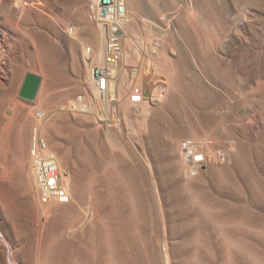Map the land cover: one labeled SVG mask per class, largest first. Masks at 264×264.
<instances>
[{"label": "rangeland", "instance_id": "374dc122", "mask_svg": "<svg viewBox=\"0 0 264 264\" xmlns=\"http://www.w3.org/2000/svg\"><path fill=\"white\" fill-rule=\"evenodd\" d=\"M21 1L15 22L5 0L0 7V40L15 47L17 59L5 61L17 68L9 76L19 88L3 111L0 264H33L39 255L43 264H264V0H128V70L119 63L120 93L110 91L109 101L89 84L100 33L89 0ZM27 72L43 78L33 101L20 96ZM136 88L160 95L143 102L148 113L129 101ZM41 110L42 133L70 179L67 204L39 200L30 144ZM188 139L206 155L191 174L181 155ZM37 208L47 210L40 221Z\"/></svg>", "mask_w": 264, "mask_h": 264}, {"label": "built area", "instance_id": "2783aa9c", "mask_svg": "<svg viewBox=\"0 0 264 264\" xmlns=\"http://www.w3.org/2000/svg\"><path fill=\"white\" fill-rule=\"evenodd\" d=\"M89 2V11L107 35L103 56L100 59L94 57L91 60L89 74L98 90L99 98L107 99L114 79L113 70L118 68L124 57L122 35L127 15V0H89ZM116 28L120 29L122 34L114 33ZM91 50V48L88 49L90 57ZM137 73H139V69L134 68L133 74ZM159 96L153 89L136 88L130 93L129 101L141 104L145 101L158 100ZM81 99L80 97L79 101H82ZM84 106L86 108L87 104ZM41 115L42 111H38L37 116ZM196 156L199 157L196 158ZM30 157L34 163L40 202L42 204L70 203L72 196L69 183L66 182L65 176L60 171L58 155L50 148L48 140L37 123L34 124L31 132ZM195 159L201 162L204 158L202 155L196 154Z\"/></svg>", "mask_w": 264, "mask_h": 264}, {"label": "bare ground", "instance_id": "6f19581e", "mask_svg": "<svg viewBox=\"0 0 264 264\" xmlns=\"http://www.w3.org/2000/svg\"><path fill=\"white\" fill-rule=\"evenodd\" d=\"M4 1V0H3ZM2 0H0V7H1V2H3ZM6 2H5V5L4 4H2V5H4V7L6 8V11H7V13L9 14V15H12L13 17H11V18H13V19H15V20H13V22H15V21H17V15H18V12H19V7H21L22 6V1L21 0H5ZM133 1V0H132ZM129 1L127 0V15H126V19H125V24H123V35H122V43H123V47H124V57H123V59H122V63H123V66H122V70H124V73L128 70V64H127V54L129 53V48H131L132 47V39L131 38H129L128 37V35H127V28H126V22L128 21V20H130L131 18H132V13H131V11H130V8H129V3H128ZM4 7H2V8H4ZM1 8V9H2ZM4 8V9H5ZM17 8V9H16ZM0 9V10H1ZM78 12H79V14H84V6H82V4L81 5H79V7H78ZM6 11H5V13H6ZM78 14V13H77ZM7 15V14H6ZM134 16V15H133ZM9 17V16H8ZM6 21V20H5ZM7 22V21H6ZM5 22V23H6ZM8 25H10V21H9V24ZM15 26V25H14ZM58 26V25H57ZM98 26H100V25H98ZM18 29V28H17ZM72 30H74V28L72 29ZM104 29L102 28L101 29V26H100V33L99 34H94L95 36V40H94V42H95V44H96V49L94 50V52H95V54H94V56L96 57V58H98V59H100V58H102V56H103V45H102V39H104ZM74 32H72V34H73ZM71 34V33H70ZM106 34V33H105ZM6 35H7V33H6ZM73 40H72V42H73V44H75V45H79V47H80V45H82V40H80V37H78L77 35H76V33H74L73 35ZM2 38V34L0 33V39ZM13 38V37H12ZM8 40H10L9 38L7 39V41ZM7 41H5V40H3V41H1L0 40V146L2 145L1 143L3 142V139H2V137H3V135L5 134V130H6V124L4 123V120H3V118H5V114H3V111H4V109H6L7 107H10V106H12L14 103H15V98H16V93L18 92V80H17V77L15 76V77H12V78H10V76H9V73L11 72V71H16V69H13L12 68V65H6V63L8 64V62H6L7 61V58H9L10 59V61L11 60H16L14 57H13V49L15 48V47H13V44L11 43V44H9ZM12 41V40H11ZM10 41V42H11ZM15 42V41H14ZM13 42V43H14ZM26 43V42H25ZM104 43V42H103ZM17 44V43H16ZM15 44V45H16ZM29 44V42H27V45ZM30 45V44H29ZM83 47H84V45H83ZM13 48V49H12ZM44 48V47H43ZM27 50H29L30 51V49H29V47H28V49ZM31 52V56L32 57H37V56H39V49H38V47L37 46H35V48H34V51H30ZM29 52V53H30ZM84 54H87L86 53V50H84ZM52 55V54H51ZM89 55V54H88ZM46 56V55H45ZM85 56V55H84ZM129 56V55H128ZM18 57V56H17ZM43 58H41L40 57V60L38 61V63H39V68L40 69H45L44 68V63H43V61L44 60H42ZM6 60V61H5ZM17 62V61H16ZM16 62H14L15 64H16ZM19 62V61H18ZM17 62V63H18ZM87 62V61H86ZM12 63V62H11ZM16 66V65H15ZM14 66V67H15ZM49 66H51V65H49ZM20 67V66H19ZM119 68V67H118ZM127 69V70H126ZM46 70V69H45ZM49 70V69H48ZM89 69H87V71H88ZM118 70V69H117ZM47 71H45V73H46ZM121 72V71H120ZM44 73V74H45ZM122 73V72H121ZM120 73V74H121ZM133 73V72H132ZM140 73V72H139ZM139 73H137V74H135L136 76L139 74ZM13 74H14V72H13ZM113 74H114V79H113V81H112V85H111V91L112 92H117L118 91V93H120V90H119V88H120V86H119V84H120V82L118 83V80H120L119 78V75L116 73V70L114 69L113 70ZM123 74V73H122ZM14 75H16V74H14ZM134 74H133V77L135 76ZM121 76V75H120ZM123 76V75H122ZM89 78H90V74H89ZM91 79V78H90ZM122 79H123V77H122ZM152 79V78H151ZM150 79V80H151ZM42 80H43V78H42ZM91 82L89 83L90 84V89H91V92L94 94V96L95 97H97V99L99 98V93H98V90H97V88H96V86H95V84H94V82L92 81V80H90ZM89 82V81H88ZM41 84H42V82H41ZM144 84V83H143ZM41 86V85H40ZM40 89V88H39ZM121 89V88H120ZM152 89V88H151ZM39 91V90H38ZM88 93V92H87ZM111 94V93H110ZM110 96V95H109ZM114 96V95H113ZM113 96H112V94H111V98H113ZM119 98V97H118ZM117 98V99H118ZM159 98H160V96H159ZM96 99V98H95ZM94 99V100H95ZM100 99V98H99ZM120 99V98H119ZM118 99V100H119ZM105 100H107V101H109L108 99H105ZM99 101H102V100H99ZM106 101V102H107ZM146 102V101H145ZM85 103H87V102H85ZM143 104H146V103H142V108H143V113L145 114V113H148V108L146 107V105H143ZM88 105V104H87ZM78 106V105H77ZM79 107H80V110H83L84 108H85V106H84V103H80L79 104ZM91 107V106H90ZM89 107V108H90ZM94 107V106H93ZM140 107V106H139ZM76 109V107H73V109ZM88 108V107H87ZM87 108H86V110H87ZM92 108V107H91ZM77 109H78V107H77ZM76 109V110H77ZM100 109V108H99ZM26 110V109H25ZM79 110V111H80ZM42 111V110H41ZM72 111V110H71ZM88 111V110H87ZM77 112V111H76ZM81 112V111H80ZM86 112V111H85ZM44 113L42 112V115L41 116H36V118H35V120H36V123L41 127V130H42V128H45V126H46V118L44 117V115H43ZM26 115H28V114H26ZM29 115H30V112H29ZM28 115V116H29ZM4 116V117H3ZM47 119H48V117H47ZM8 123V122H7ZM27 123H28V118H23L22 119V122L18 125L19 126V129H18V134L16 135V140H15V142H16V144L19 146V143H21V140H22V138H23V133H24V131H25V129H26V127H27ZM52 127V126H51ZM50 128V127H49ZM200 139V138H199ZM49 141V140H48ZM184 142L186 143V146H184ZM183 142V144H182V149H181V155H182V157H183V160H184V162L186 163V162H188V164L186 163V164H184V171L186 172V173H190L191 174V172H195V170L193 171V169H195V167H196V165H198L199 163H200V161H198L197 159H195V155L197 154V155H202L203 156V160H205V158H206V155H205V153H204V151H203V153L202 152H199V150H198V147H197V143H194V141L193 140H185ZM14 143V142H13ZM12 143V144H13ZM9 144V143H8ZM24 144V143H23ZM200 144H201V146H203L204 144H205V142L204 141H201L200 142ZM208 144V143H207ZM196 148V149H195ZM201 148V147H200ZM8 149V148H7ZM186 149V150H185ZM9 150V149H8ZM184 150H185V152H184ZM19 151V150H18ZM202 151V150H201ZM5 152V151H4ZM7 153V152H6ZM207 154V153H206ZM6 157L7 156H2L1 154H0V158H1V160H6ZM22 157V156H21ZM189 158V159H188ZM60 160L61 159H59L58 158V161H59V168H60V171H62V168H61V162H60ZM143 161V160H142ZM147 162V161H146ZM34 164V163H33ZM195 165V167L194 166H191V165ZM187 165V166H186ZM142 167V166H141ZM145 167V166H144ZM152 167V166H151ZM26 168V171H29V172H27L26 174V176L24 175V177L22 178L23 180H24V178H25V180H24V184L26 185V190H28V191H26V192H28L29 194L28 195H30V197L33 199V194H34V189H33V178L30 176V168H28V167H25ZM136 168V167H135ZM148 168H149V165H148ZM101 169H103V168H101ZM108 169H109V167H108ZM142 168H140V170H141ZM151 169V168H150ZM100 170V169H99ZM131 170L132 169H130V172H131ZM137 170V169H136ZM143 170H145V169H143ZM25 171V170H24ZM107 171H109V170H107ZM124 171V170H123ZM150 170H148L147 172H145V174L147 173L148 174V172H149ZM98 172V171H97ZM126 172H128V169H127V171ZM151 172H152V169H151ZM32 173H35V169H34V172H32ZM100 173V172H99ZM133 173H135V172H133ZM132 173V174H133ZM139 173V172H138ZM137 173V174H138ZM8 174H9V171L7 170V168L5 167V166H2V169L0 170V176H1V178L3 177V178H7L8 177ZM89 174V173H88ZM87 174V175H88ZM107 174V173H106ZM112 174V173H111ZM140 174V173H139ZM138 174V175H139ZM152 174H153V172H152ZM96 175H99V174H96ZM101 175V174H100ZM105 175V174H104ZM81 176H83V178L84 177H86V176H84V175H81ZM143 176V175H142ZM145 176H147V175H145ZM152 175L150 174V177H151ZM95 177V176H94ZM97 177V176H96ZM95 177V178H96ZM100 177V176H99ZM105 177V176H104ZM141 177V176H140ZM139 177V178H140ZM148 177V176H147ZM154 177V176H153ZM10 178V177H9ZM82 178V179H83ZM88 179V178H87ZM106 179V178H105ZM141 179V178H140ZM145 179V178H144ZM11 181H8V182H6V184H7V186L10 188V185L11 184H13V181H12V179H10ZM65 180H66V182L67 183H69L68 185H69V189H70V179H69V176H66L65 177ZM97 180V179H96ZM99 180V179H98ZM18 181V180H17ZM80 181V178L78 179V181L77 182H79ZM85 181V180H84ZM81 182L80 181V184H78L77 186H76V192L78 193V195H79V197L80 198H83V200H85L86 198V202H87V200H88V189H87V184H85L86 182ZM88 181V180H87ZM141 180H139V182H140ZM139 182H137V183H139ZM2 183H3V181H2ZM20 183V182H19ZM153 183V182H152ZM1 184V183H0ZM35 184H36V176H35ZM1 185H3V184H1ZM5 185V184H4ZM15 185H16V183H15ZM17 187V186H16ZM100 187V186H99ZM96 188H97V186H96ZM155 188V187H154ZM23 189V188H22ZM6 191V190H5ZM9 191H10V189H9ZM24 191H25V189H24ZM93 191V190H92ZM98 191V190H97ZM100 192V191H99ZM10 193V192H9ZM70 193H71V190H70ZM95 193V192H94ZM103 193V192H102ZM101 194V193H100ZM111 194V193H110ZM97 195H99V194H97ZM71 196H72V193H71ZM100 196V195H99ZM102 198H103V196H102ZM106 199V198H105ZM109 199V198H108ZM90 200H91V198H90ZM99 201V200H98ZM105 201V200H104ZM109 201V200H108ZM111 201V200H110ZM84 203V202H83ZM92 204V203H91ZM107 204H108V202H107ZM114 204V203H113ZM103 205V204H102ZM115 208V207H114ZM47 210L45 209H40V208H37V210H36V215L38 216V220L40 221V219H41V217L42 216H46V212ZM65 211H67V210H65ZM69 212V211H68ZM88 212V211H87ZM112 212V211H111ZM93 213H94V208L92 207V205L90 206V209H89V215H88V218H90V217H92V215H93ZM67 214V213H66ZM65 214V215H66ZM87 215V214H86ZM104 215V214H103ZM67 216V215H66ZM61 217V216H60ZM65 217V216H64ZM67 218V217H66ZM56 220H58V219H56ZM64 220V219H63ZM62 219H61V221H63ZM78 220V219H77ZM60 221V220H59ZM66 222V221H65ZM64 222V223H65ZM70 222V221H69ZM91 222V221H90ZM56 224V223H55ZM63 224V223H62ZM39 246V245H38ZM54 248V247H53ZM52 248V249H53ZM39 249V248H38ZM78 251V250H77ZM65 255V254H64ZM166 255V254H165ZM28 258V257H27ZM34 258V257H33ZM12 260V259H11ZM42 260H43V256L41 255H39V256H35V258L33 259V264H43V262H44V260H43V262H42ZM56 260V259H55ZM24 261V260H23ZM16 262V261H15ZM7 264V263H6ZM21 264V263H20Z\"/></svg>", "mask_w": 264, "mask_h": 264}, {"label": "water", "instance_id": "95a60500", "mask_svg": "<svg viewBox=\"0 0 264 264\" xmlns=\"http://www.w3.org/2000/svg\"><path fill=\"white\" fill-rule=\"evenodd\" d=\"M114 33L116 34H122V31L120 29H114ZM42 82V76L27 72L20 90V96L28 99L30 101H33L36 99V96L38 94V90L40 88Z\"/></svg>", "mask_w": 264, "mask_h": 264}]
</instances>
